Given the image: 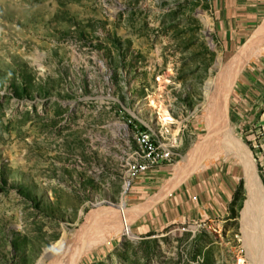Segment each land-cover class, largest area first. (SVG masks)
I'll use <instances>...</instances> for the list:
<instances>
[{
	"label": "rangeland",
	"instance_id": "obj_1",
	"mask_svg": "<svg viewBox=\"0 0 264 264\" xmlns=\"http://www.w3.org/2000/svg\"><path fill=\"white\" fill-rule=\"evenodd\" d=\"M252 37L230 50L210 4L199 0H0V264H56L100 208H133L160 192L166 183L137 188L158 166L133 176L125 159L138 148L137 132L150 131L172 155L160 166L174 178L208 131L207 82ZM263 53L238 73L230 103ZM152 96L171 115L168 124ZM229 125L264 189V157L255 149L262 136L234 127L230 110ZM214 158L241 171L230 219L174 222L187 224L177 234L140 236L135 221L130 234L104 229L106 239L78 264H240V256L264 264L242 222L249 196L240 156L221 149L206 159ZM261 241L264 248V234Z\"/></svg>",
	"mask_w": 264,
	"mask_h": 264
},
{
	"label": "crops",
	"instance_id": "obj_2",
	"mask_svg": "<svg viewBox=\"0 0 264 264\" xmlns=\"http://www.w3.org/2000/svg\"><path fill=\"white\" fill-rule=\"evenodd\" d=\"M210 7L216 31L230 50L245 43L264 21V0H212ZM248 70L244 81L235 88L230 116L234 127L246 129L250 138L262 136V144L255 148L260 159L264 157V150L261 151L264 149V53L256 57ZM165 167L168 166L159 165L141 174L137 188L149 192L166 183L163 189L168 179H172ZM240 178L241 171L233 162L217 158L203 160L173 191L135 221V233L159 235L174 222L193 225L225 222L232 214Z\"/></svg>",
	"mask_w": 264,
	"mask_h": 264
},
{
	"label": "bare ground",
	"instance_id": "obj_3",
	"mask_svg": "<svg viewBox=\"0 0 264 264\" xmlns=\"http://www.w3.org/2000/svg\"><path fill=\"white\" fill-rule=\"evenodd\" d=\"M201 1V0H199ZM210 4L212 0H202ZM255 35V36H254ZM264 47V30L260 28L253 34L251 40L243 45L242 50L231 58L227 63L222 65L218 75L207 82L206 91L210 102L207 104L209 124L207 133L203 138L200 146L192 149L185 159L180 172L172 178L169 183L154 197L146 202L139 203L138 206L127 208L123 203L117 206L102 207L94 213L93 222L77 232V237L70 243L64 258L58 255L54 262L56 264H78L85 249L94 246L104 239V229H113L123 226L130 234V222L136 221L141 215L153 207L162 197L173 191L190 173H192L199 164L211 156H215L221 149L236 151L244 165V174L248 190V200L242 211V222L244 226L249 227L252 235L248 236L251 244H254L256 253L254 258L258 259L263 248L262 237L264 234V189L261 185L256 166L251 152L247 146L233 134L229 125L230 110V92L236 80L238 73L251 59L257 49ZM162 89V88H161ZM152 106L159 109L161 120L168 124L172 117L165 106L152 96L150 97ZM150 132V131H149ZM125 159L131 167H134V157ZM139 160H146V152H138ZM253 228V230L251 229ZM177 234L176 232H168ZM259 237L256 242V237ZM253 238V239H252ZM253 249V250H254ZM61 261L60 263L58 262ZM240 264L245 263V259L239 257Z\"/></svg>",
	"mask_w": 264,
	"mask_h": 264
},
{
	"label": "built area",
	"instance_id": "obj_4",
	"mask_svg": "<svg viewBox=\"0 0 264 264\" xmlns=\"http://www.w3.org/2000/svg\"><path fill=\"white\" fill-rule=\"evenodd\" d=\"M201 2H203L201 0ZM138 142V148L128 151L127 157H134V167H132L133 176H138L143 172H147L150 169L166 163V161H172V155L170 153H163L160 146L155 142L153 134L147 130H139L136 135ZM138 152H146V160L138 159ZM184 223H173L167 227L168 232H180L185 229ZM166 229V230H167Z\"/></svg>",
	"mask_w": 264,
	"mask_h": 264
}]
</instances>
